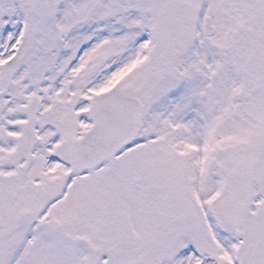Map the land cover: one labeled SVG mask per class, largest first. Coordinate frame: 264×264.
<instances>
[{"label": "snow or ice", "instance_id": "snow-or-ice-1", "mask_svg": "<svg viewBox=\"0 0 264 264\" xmlns=\"http://www.w3.org/2000/svg\"><path fill=\"white\" fill-rule=\"evenodd\" d=\"M0 264H264V0H0Z\"/></svg>", "mask_w": 264, "mask_h": 264}]
</instances>
